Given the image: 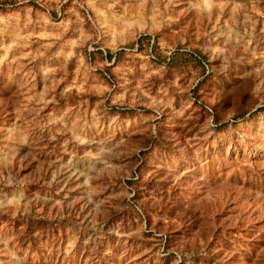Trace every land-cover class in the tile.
Returning a JSON list of instances; mask_svg holds the SVG:
<instances>
[{"label": "clouds", "instance_id": "1", "mask_svg": "<svg viewBox=\"0 0 264 264\" xmlns=\"http://www.w3.org/2000/svg\"><path fill=\"white\" fill-rule=\"evenodd\" d=\"M260 34L264 0H0V264H264V168L205 162L264 143V49L237 57ZM214 83L242 89L224 132L198 99ZM153 180L172 191L141 196ZM229 194L223 232L193 227Z\"/></svg>", "mask_w": 264, "mask_h": 264}, {"label": "rangeland", "instance_id": "2", "mask_svg": "<svg viewBox=\"0 0 264 264\" xmlns=\"http://www.w3.org/2000/svg\"><path fill=\"white\" fill-rule=\"evenodd\" d=\"M7 2V0H6ZM14 3V0H13ZM14 11L18 9L14 8ZM191 21H189V25ZM264 49V34L258 35L254 39V43L252 46H246L243 42L238 47L237 50V57L240 58L242 61H247L251 59V54L253 49ZM244 76L247 73L242 74ZM201 92H204L205 95L199 97L198 99H204L205 103L213 104L216 107V119L220 122V127L217 128L218 132H224L228 125L224 124L222 121V112H226L231 110L229 107L231 106H238L241 104V95L242 89L239 85L236 86H226L222 83H214L208 86L207 91L205 92L204 88H201ZM264 111V110H262ZM127 115V113H125ZM255 115V114H254ZM192 119V113H189L188 117H186L184 123L178 129H173L171 132L168 131L167 128L161 130V139L159 144L161 147H171L172 145L168 143L173 139V137L178 135H185L187 136L188 133L192 131V128L189 127L188 121ZM259 127L264 128V120L259 122ZM142 131V130H138ZM224 143H221L220 146L215 150V152L206 160L205 162H210V160L216 161V170L217 175H223L226 177H233L237 173H240L242 176L245 174L246 170L251 167H255L257 164L264 168V159H260L258 161H254L251 158L244 156V153H248L251 149H264V143L260 140H256L254 143L249 141L244 143L241 149H238L235 153L232 150V141L230 138L225 137ZM214 143H219L218 141L214 140ZM3 144H0V149H3ZM162 179V177H161ZM255 179V177H252ZM131 183V182H130ZM9 191L8 189H0V192ZM172 189L170 186H167L163 183L158 182L157 180H153L151 183H145L141 185V196H151L157 192H171ZM238 198L236 195L229 194L225 197L224 200L218 202L215 207H211L208 210V217L209 219L206 221L203 218L199 220L198 224H193L194 228L199 229H206V230H213L217 232H223V226H227L228 222L230 221L231 217L237 215V209L243 207V203L245 202H237ZM227 202L228 207H224L225 203ZM161 212L166 216L167 219L176 220L181 224H192L193 223V215L191 212L188 211L187 205H176L167 204L161 207ZM132 221V217L128 216L126 219H123L122 222L130 223ZM43 229L44 225L40 226ZM257 229L260 227H264V222H261L256 225ZM254 234V233H251ZM195 242L193 241V244ZM172 241H169V246H171ZM223 247L227 248L230 247L229 240L222 241ZM40 253L37 251H33V255H39ZM256 254L254 253V257ZM171 259V257L169 258ZM247 259V257H246ZM184 264V261L181 262ZM211 264V261L208 262ZM248 264H253L252 260L248 261Z\"/></svg>", "mask_w": 264, "mask_h": 264}]
</instances>
